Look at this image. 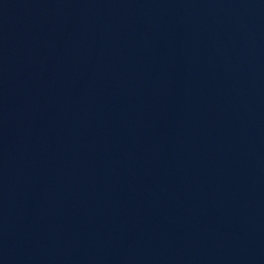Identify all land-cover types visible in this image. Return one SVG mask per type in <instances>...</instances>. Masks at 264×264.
<instances>
[{
	"label": "water",
	"instance_id": "1",
	"mask_svg": "<svg viewBox=\"0 0 264 264\" xmlns=\"http://www.w3.org/2000/svg\"><path fill=\"white\" fill-rule=\"evenodd\" d=\"M0 264H264V0H0Z\"/></svg>",
	"mask_w": 264,
	"mask_h": 264
}]
</instances>
